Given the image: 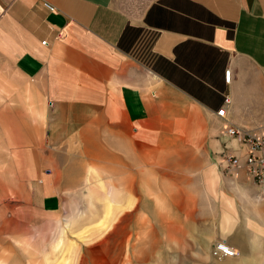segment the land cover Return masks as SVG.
Instances as JSON below:
<instances>
[{
	"label": "crops",
	"instance_id": "0c3cea01",
	"mask_svg": "<svg viewBox=\"0 0 264 264\" xmlns=\"http://www.w3.org/2000/svg\"><path fill=\"white\" fill-rule=\"evenodd\" d=\"M136 1L0 0V254L24 250L26 227L5 214L7 193H29L39 214L57 211L59 186L45 166L62 159L58 146L97 144L99 160L127 162L131 177L147 149L174 146L184 160L217 161L205 196L181 201L210 208L224 226L216 241L238 251L229 258L264 264L263 188L218 165L231 140L170 133L222 128L226 95L228 122L264 128V0Z\"/></svg>",
	"mask_w": 264,
	"mask_h": 264
},
{
	"label": "rangeland",
	"instance_id": "374dc122",
	"mask_svg": "<svg viewBox=\"0 0 264 264\" xmlns=\"http://www.w3.org/2000/svg\"><path fill=\"white\" fill-rule=\"evenodd\" d=\"M170 133L204 139L224 136L219 125L212 132L171 129ZM171 147L147 149L145 160L139 161V176L131 177L127 162L99 160L97 144L58 146L62 159L49 160L45 166L52 168L59 186L57 211L39 214L29 193H7L12 207L5 214L20 216L14 221L26 227L19 233L24 250L1 251L0 264H241L212 256L216 231L224 226L211 219L210 208L180 199L199 191L205 196L210 184L205 172L209 166L217 169V161L197 153H188L184 160ZM49 150L43 144V151ZM180 169L187 174L179 176ZM133 181L139 186L137 194L131 191ZM144 197L148 199L143 201ZM137 199L139 208L132 212ZM19 201H26L22 208L14 205Z\"/></svg>",
	"mask_w": 264,
	"mask_h": 264
},
{
	"label": "built area",
	"instance_id": "2783aa9c",
	"mask_svg": "<svg viewBox=\"0 0 264 264\" xmlns=\"http://www.w3.org/2000/svg\"><path fill=\"white\" fill-rule=\"evenodd\" d=\"M51 11L50 4H45ZM43 43L46 44V41ZM232 70H225V82L230 83ZM230 102L229 95L225 96L223 105L217 110L220 119L223 120L222 133L231 140L225 149L219 152L218 165L223 172L237 177L241 171L260 187L261 195L264 196V128L246 129L235 126L227 120V104ZM212 256L217 260H224L238 255V251L226 240H218L214 243Z\"/></svg>",
	"mask_w": 264,
	"mask_h": 264
}]
</instances>
